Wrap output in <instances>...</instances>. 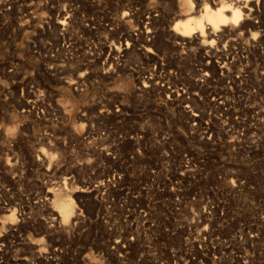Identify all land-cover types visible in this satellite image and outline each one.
<instances>
[{
	"label": "rangeland",
	"instance_id": "obj_1",
	"mask_svg": "<svg viewBox=\"0 0 264 264\" xmlns=\"http://www.w3.org/2000/svg\"><path fill=\"white\" fill-rule=\"evenodd\" d=\"M185 1L0 0V264H264V0Z\"/></svg>",
	"mask_w": 264,
	"mask_h": 264
},
{
	"label": "bare ground",
	"instance_id": "obj_2",
	"mask_svg": "<svg viewBox=\"0 0 264 264\" xmlns=\"http://www.w3.org/2000/svg\"><path fill=\"white\" fill-rule=\"evenodd\" d=\"M191 5V0H186L184 2V6L187 7V12H182L177 15V18L173 24V31L176 34L184 37L196 34L198 36L197 38L202 37V41L204 42L207 39L206 37H212V35L215 34V31L217 29H220L221 25L237 24L243 15L242 6L236 1L231 0H220L214 6L209 5L204 1L203 5L197 11V13H191V11H189ZM211 41L212 39L209 40V42ZM227 41L228 40H226V42ZM215 47L216 49L219 48L218 46ZM216 49H213V52L216 51ZM215 58L214 60H216ZM155 84L161 90H163V93L165 94L167 99H174L179 96L185 95L188 96L189 93L184 84H170L168 79H157L155 81ZM184 106L187 110H192L191 106L188 103H185ZM49 193H51V196H53V198H51L50 200L53 206V210L58 212L60 220L62 222H66L68 219H70V217L74 215L76 205L74 204V199L70 195V192L63 190L62 187H53L49 190L48 194ZM7 216L12 219L14 216V212L10 210Z\"/></svg>",
	"mask_w": 264,
	"mask_h": 264
}]
</instances>
